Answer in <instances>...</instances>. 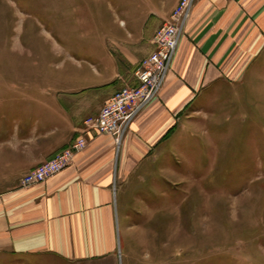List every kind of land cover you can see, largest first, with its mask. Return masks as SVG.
<instances>
[{
  "label": "crops",
  "instance_id": "0c3cea01",
  "mask_svg": "<svg viewBox=\"0 0 264 264\" xmlns=\"http://www.w3.org/2000/svg\"><path fill=\"white\" fill-rule=\"evenodd\" d=\"M192 18L206 22L188 25L163 89L130 122L117 156L113 138L88 129L85 119L115 92L126 63L140 56L99 50L94 57L102 69L91 80H0V255L21 264H120L124 256L133 264L137 247L157 246L151 219L158 207L142 223L139 205L150 203L140 188L153 180L157 189L158 177L183 181L172 157L186 163L178 145L196 143L189 134L198 127L189 119L180 124L179 109L228 81L224 65L238 46L253 55L264 49V0H196ZM80 135L88 145L64 170L37 185L21 184ZM170 258L161 264H172ZM140 264H152L150 255Z\"/></svg>",
  "mask_w": 264,
  "mask_h": 264
},
{
  "label": "rangeland",
  "instance_id": "374dc122",
  "mask_svg": "<svg viewBox=\"0 0 264 264\" xmlns=\"http://www.w3.org/2000/svg\"><path fill=\"white\" fill-rule=\"evenodd\" d=\"M177 1L0 0V80H91L102 69L94 54L107 49L121 58L126 50L140 57L132 66L126 63L117 91L132 83L135 64L152 51L154 33ZM192 8L182 36L188 25L206 22L196 23ZM224 69L228 81L204 89L199 101L178 111L180 124L189 119L198 127L189 134L196 143L178 145L186 163L172 157L183 181L158 177L157 189L153 180L141 184L142 201L150 203L139 205L142 223L157 205L151 222L158 242L137 247L133 264L148 255L152 264L170 257L172 264H264V49L253 55L240 45ZM114 145L117 156L120 145ZM0 264L21 261L0 255Z\"/></svg>",
  "mask_w": 264,
  "mask_h": 264
},
{
  "label": "built area",
  "instance_id": "2783aa9c",
  "mask_svg": "<svg viewBox=\"0 0 264 264\" xmlns=\"http://www.w3.org/2000/svg\"><path fill=\"white\" fill-rule=\"evenodd\" d=\"M196 0H178L168 18L155 31L152 51L144 56L134 71L135 83L126 84L115 91L99 111L85 119L88 129L99 135L111 136L121 145L124 134L133 118L161 90L177 54L183 29L192 5ZM88 145L85 135L78 136L69 146L58 151L51 159L32 168L21 178L23 186L46 180L64 169Z\"/></svg>",
  "mask_w": 264,
  "mask_h": 264
}]
</instances>
